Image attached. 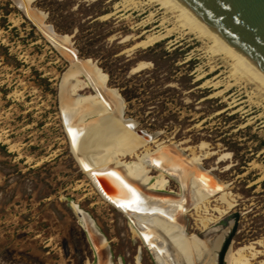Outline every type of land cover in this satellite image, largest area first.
Returning <instances> with one entry per match:
<instances>
[{"label": "rangeland", "instance_id": "obj_1", "mask_svg": "<svg viewBox=\"0 0 264 264\" xmlns=\"http://www.w3.org/2000/svg\"><path fill=\"white\" fill-rule=\"evenodd\" d=\"M124 1L35 0L32 6L57 34L70 37L79 58L93 61L106 75L107 87L125 102V119L135 121L138 131L159 133L161 146L152 144L151 154L163 152L184 170L197 165L220 181L233 206L222 203L220 194L207 201L209 213L203 217L214 220L225 210L220 222L229 218L237 226L228 233L233 254L253 245L261 253L253 263L264 264V98L225 68L210 74V63L217 60L181 34L151 45L148 36L166 32L162 14L147 23L151 7L108 18ZM69 67L12 0H0V264H99L100 253L73 203L107 239L113 264H137L139 255L140 263L155 264L130 220L101 199L70 150L58 100ZM67 79L64 94L71 90L84 100L94 95L85 78ZM74 83L79 85L72 90ZM90 100L95 110L64 99L66 106L88 114L74 123L126 127L127 121L111 114L114 101ZM175 145L187 160L166 149ZM204 154L209 156L201 163L192 160ZM147 175L160 173L150 169ZM165 177L171 180L165 190L181 195L178 182ZM186 218L188 234L202 233L198 213Z\"/></svg>", "mask_w": 264, "mask_h": 264}, {"label": "bare ground", "instance_id": "obj_2", "mask_svg": "<svg viewBox=\"0 0 264 264\" xmlns=\"http://www.w3.org/2000/svg\"><path fill=\"white\" fill-rule=\"evenodd\" d=\"M33 1L35 0H28V2L32 3ZM145 1L147 2L146 4H143L141 0H126L120 4L121 8L119 11L109 14L107 17L111 18L118 12L130 8L139 10L140 8H144L145 5L151 7L150 9H153V11L147 23L151 24L162 14L160 27L166 31L164 34L155 33L148 36L151 45L171 40L175 34H181L182 37L189 38V42L194 41L202 45V50L211 54L214 60L221 62V66L217 65V61L210 63L212 64L210 74H214L218 70L225 68L230 71L231 78L233 77L237 81L244 80L249 84L248 86L256 88L255 91L259 92L258 95L264 98V74L251 66L235 48L226 43L179 0ZM155 8L158 9L154 10ZM39 27L46 29L42 25ZM48 33L49 37L52 38H49L51 41L55 40L56 35H59L56 32L53 33L52 30H48ZM63 39L71 42L68 36L63 37ZM69 44L71 46L67 44L66 47L74 50L72 43ZM67 53V56L70 55ZM88 63L95 67L94 71L89 70L88 73L84 71L88 75V79H86L87 85L91 87L92 84L94 87L95 92L93 96L84 100L85 98H82L83 96L81 95L78 96L79 94L74 96L71 90L69 94H66V92L64 94L66 86L61 84V116L65 118V122L63 120L65 129L68 130L74 147H78L82 154V156L75 157L81 168L91 178L101 199L116 208L130 220L131 226L136 230L143 242L149 246L152 254L155 255L158 249L162 248V244L159 242V238H161L176 258L175 251L173 250L174 244L173 242L163 240V232L170 239V234L175 228H185L187 225L185 218L193 211L199 214L200 219L197 220L201 227H207L213 219L203 217V212L205 214L209 213L210 206H207L206 203L211 198L220 196L224 186L221 185L220 181H216L206 172H200L197 165H192L193 167L188 165L189 168L184 170L176 163L171 162V159H168L163 152H161V156L153 155L155 152L151 154L150 146L155 144L156 147H160L161 144L156 141L157 137L152 138L153 140L150 142L148 139L140 136L138 134L139 131L136 129L137 124L132 120H128L125 125L126 127H122L120 131L109 127L99 129V127H95V123L80 125L74 123L75 119L81 120V118L88 114L85 112L86 110L81 111L78 107L66 106L63 102L64 99L70 101L73 105H77L78 103V106H92L94 110L96 103L90 100L92 97H99L107 103H110L112 100L114 101V106L117 107L118 102L121 104V101H118L113 96L111 89L107 87L106 75L102 73L101 69L93 61L88 60ZM81 70V67H76L69 75L65 74L66 76L64 75L65 77H63L64 81L68 77L78 78ZM78 83L73 84L72 90L78 88ZM117 116L118 114H116V119L119 120ZM152 135L148 134L149 138ZM92 147L96 148L97 152L92 153ZM166 149L173 152V154H178L179 151V149H175L172 146H168ZM140 151H143L141 155ZM150 154L151 157L147 158V155ZM133 156L136 158L134 162H125L126 158H133ZM208 156V154H204L201 157L196 155L192 160L196 163H201L202 159ZM150 169L158 171L160 173L159 177H149L147 173L150 172ZM165 175L178 182L181 188V195L175 196L172 193L164 191L169 184ZM99 176H102L101 178L105 181L110 192L115 194L113 197L105 195L104 191L100 190ZM217 191L218 193H216ZM220 199L222 203L228 204V207L231 208L233 206L226 199V193H223ZM71 207L76 212L84 230L95 243L93 245L97 247L98 253L102 250L108 259H111L110 251L107 248L109 245L108 241L98 231L90 215L75 203ZM219 212L221 215H224L226 211ZM193 255L195 259V255L197 254L193 252ZM260 255V252L254 250L253 245L248 246L239 249L232 255V264H254L253 262ZM183 260L185 262L184 258ZM183 260L181 263H183ZM177 262L179 263L178 259Z\"/></svg>", "mask_w": 264, "mask_h": 264}, {"label": "water", "instance_id": "obj_3", "mask_svg": "<svg viewBox=\"0 0 264 264\" xmlns=\"http://www.w3.org/2000/svg\"><path fill=\"white\" fill-rule=\"evenodd\" d=\"M183 5H185L193 14H195L202 22H204L211 30H213L218 36H220L226 43L235 48L247 61L248 63L257 69L259 72L264 74V0H179ZM12 2L17 6V8L34 24V26L41 32V34L48 40L51 45H53L57 51H59L62 56L69 62V70L66 72L69 75L76 67H81L78 77H83L88 79L89 70L94 71L95 67L88 63V60H82L78 56V51L73 47H66L70 41L63 39L65 36L56 35L55 40L51 41L49 37L48 30L56 32L51 25H47L46 15L40 12L37 9L32 7V2L28 0H12ZM42 25L46 29H42L39 26ZM57 33V32H56ZM62 37V38H61ZM51 38V39H49ZM70 55H66V53ZM67 53V54H68ZM71 82L75 81V78H70ZM64 78H62L63 83ZM92 92L94 93V87L91 84ZM61 91L59 95V101L61 104ZM111 92L118 101H121V104L118 102V107L111 114H118V119L121 122H126L129 119H125V102L122 99V96L115 89H111ZM120 104V105H119ZM61 110V108H60ZM130 121V120H129ZM133 121V120H132ZM134 123H136L134 121ZM64 124V123H63ZM137 124V123H136ZM65 127V125H64ZM138 127V124H137ZM66 130V129H65ZM67 133V131H66ZM138 134L150 142L159 136V133H156L149 138L148 134L144 131H139ZM71 149L75 156H82L78 147H74L69 134L67 133ZM153 138V139H152ZM175 149L181 150L178 151V154L182 159L187 160L188 157L185 152L182 151L179 147L172 146ZM76 148V150H74ZM78 155H76L77 153ZM97 152V149L92 147V153ZM77 161V160H76ZM98 177L100 190L104 191L105 195L114 196L115 194L111 193L108 189L105 181ZM77 215V214H76ZM78 217V216H77ZM186 223H188L187 218H185ZM235 221H230L229 218L223 220L221 226L223 230L221 236L224 232L230 231L231 229L236 230ZM218 235L216 234H200L197 237L205 246L208 245V240L217 239ZM226 249V248H225ZM197 254V253H196ZM207 260H212L214 252L207 254ZM197 264H203V258L195 255ZM217 257V255H216Z\"/></svg>", "mask_w": 264, "mask_h": 264}, {"label": "flooded vegetation", "instance_id": "obj_4", "mask_svg": "<svg viewBox=\"0 0 264 264\" xmlns=\"http://www.w3.org/2000/svg\"><path fill=\"white\" fill-rule=\"evenodd\" d=\"M171 182V180H170ZM169 182V183H170ZM165 192L172 193L169 190H164ZM215 198V197H214ZM191 215V213L189 214ZM223 219V218H222ZM221 214L219 217L211 221L207 227H203L201 230L205 235L216 234L218 235L217 239L208 240V245L205 246L201 241L196 237L200 234H188L187 225L185 228H175V230L170 234L171 238L168 239L165 236V232H163V240L166 242H173L176 258L171 250L166 246L161 238H159V242L162 244V248L158 249V251L153 255L157 264H197V261L194 259V253H197V256L203 258V264H232V255H233V243L231 242V236H228V233L232 230L233 232L236 230L231 229L230 231L224 232L221 236ZM220 222L219 227H213L215 223ZM217 223V224H218ZM212 228V229H211ZM211 229V230H209ZM237 229V226H236ZM209 230V231H208ZM208 231V232H206ZM226 248V249H225ZM214 252V256L212 260H207V254ZM99 264H113L112 259H108V257L104 254V251H99ZM172 254V255H171ZM101 255V256H100ZM217 255V257H216ZM185 259V262L183 260ZM137 264H142V257L139 255ZM183 260V263L181 261ZM194 260V261H193ZM155 263V264H156ZM122 264V263H120ZM202 264V263H201Z\"/></svg>", "mask_w": 264, "mask_h": 264}]
</instances>
